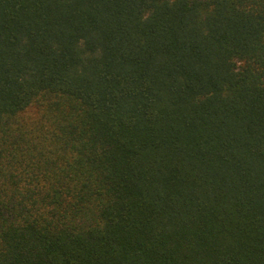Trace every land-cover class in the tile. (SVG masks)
<instances>
[{
	"label": "trees",
	"instance_id": "obj_1",
	"mask_svg": "<svg viewBox=\"0 0 264 264\" xmlns=\"http://www.w3.org/2000/svg\"><path fill=\"white\" fill-rule=\"evenodd\" d=\"M0 264H264V0H0Z\"/></svg>",
	"mask_w": 264,
	"mask_h": 264
},
{
	"label": "rangeland",
	"instance_id": "obj_2",
	"mask_svg": "<svg viewBox=\"0 0 264 264\" xmlns=\"http://www.w3.org/2000/svg\"><path fill=\"white\" fill-rule=\"evenodd\" d=\"M32 112L35 114L36 113V111L35 110H32Z\"/></svg>",
	"mask_w": 264,
	"mask_h": 264
}]
</instances>
